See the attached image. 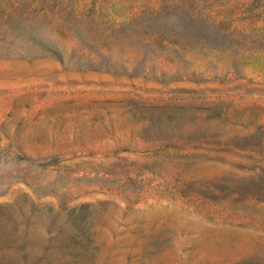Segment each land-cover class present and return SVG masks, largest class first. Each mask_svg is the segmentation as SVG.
Here are the masks:
<instances>
[{
  "label": "rangeland",
  "instance_id": "1",
  "mask_svg": "<svg viewBox=\"0 0 264 264\" xmlns=\"http://www.w3.org/2000/svg\"><path fill=\"white\" fill-rule=\"evenodd\" d=\"M0 264H264V0H0Z\"/></svg>",
  "mask_w": 264,
  "mask_h": 264
}]
</instances>
